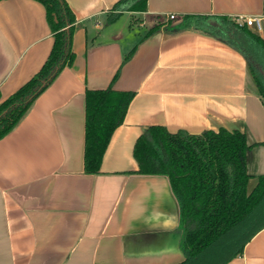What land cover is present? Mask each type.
<instances>
[{"label": "crops", "instance_id": "1", "mask_svg": "<svg viewBox=\"0 0 264 264\" xmlns=\"http://www.w3.org/2000/svg\"><path fill=\"white\" fill-rule=\"evenodd\" d=\"M66 1L74 60L0 138V264H185L170 180L133 172L134 146L150 125L238 129L256 143L247 154L254 189L264 174V100L248 58L211 27L180 23L187 14L217 27L212 16L264 17V0H147L142 11L114 10L119 0ZM53 42L41 1L0 0V101L39 71ZM110 85L135 95L100 171L88 173L86 92ZM217 263L264 264V226Z\"/></svg>", "mask_w": 264, "mask_h": 264}, {"label": "trees", "instance_id": "2", "mask_svg": "<svg viewBox=\"0 0 264 264\" xmlns=\"http://www.w3.org/2000/svg\"><path fill=\"white\" fill-rule=\"evenodd\" d=\"M39 1L46 8L54 36L53 46L39 71L0 101V138L14 128L33 101L75 57L72 37L76 17L67 1ZM146 3L147 0H119L114 10L142 11ZM119 14L114 12L110 21ZM210 17L187 14L180 27L202 28L207 25L240 49L248 58L264 100V38L227 16H212L220 26H211L208 23ZM157 28H152L150 33ZM134 51L125 56L124 63ZM118 74L119 71L114 80ZM134 95V91L116 90L112 85L87 90L86 172L100 171L111 136L124 121ZM255 144L249 143L245 132L226 128L191 133L186 130L171 132L163 125H150L138 137L134 156L139 168L133 172L168 176L180 206V246L186 255L185 264H205L210 260L213 264L216 257L234 251L264 226V174L258 176L254 189L247 191L250 178L247 154Z\"/></svg>", "mask_w": 264, "mask_h": 264}, {"label": "built area", "instance_id": "3", "mask_svg": "<svg viewBox=\"0 0 264 264\" xmlns=\"http://www.w3.org/2000/svg\"><path fill=\"white\" fill-rule=\"evenodd\" d=\"M171 18L175 15L171 14ZM239 24H245L253 27L257 32H262L264 30V17L263 16H239L235 18Z\"/></svg>", "mask_w": 264, "mask_h": 264}, {"label": "water", "instance_id": "4", "mask_svg": "<svg viewBox=\"0 0 264 264\" xmlns=\"http://www.w3.org/2000/svg\"><path fill=\"white\" fill-rule=\"evenodd\" d=\"M44 84H45V83H44ZM44 84H43V85H44Z\"/></svg>", "mask_w": 264, "mask_h": 264}]
</instances>
